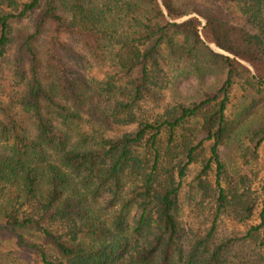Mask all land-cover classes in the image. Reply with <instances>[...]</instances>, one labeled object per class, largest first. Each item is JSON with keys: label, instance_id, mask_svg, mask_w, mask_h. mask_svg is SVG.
<instances>
[{"label": "trees", "instance_id": "obj_1", "mask_svg": "<svg viewBox=\"0 0 264 264\" xmlns=\"http://www.w3.org/2000/svg\"><path fill=\"white\" fill-rule=\"evenodd\" d=\"M170 70L215 81L162 106ZM0 140V234L44 264H264V169L259 220L217 238L187 240L176 180L201 162L216 212L254 209L218 149L264 144V0H0Z\"/></svg>", "mask_w": 264, "mask_h": 264}, {"label": "rangeland", "instance_id": "obj_2", "mask_svg": "<svg viewBox=\"0 0 264 264\" xmlns=\"http://www.w3.org/2000/svg\"><path fill=\"white\" fill-rule=\"evenodd\" d=\"M201 18V17H199ZM214 49H218L210 44ZM84 74L98 80L103 78L105 68L96 65H86L81 68ZM173 71H168L165 75L164 86L160 89V104L162 106L172 104L173 102L188 103L195 100L203 90L207 89L214 81L211 77L197 80L194 77L178 78L175 77ZM234 91V88H233ZM152 102L146 103L151 107ZM161 108V107H160ZM160 108L158 110H160ZM157 110V109H156ZM132 125L126 128H131ZM163 137V133H160ZM162 142V139H161ZM160 142V143H161ZM205 140L204 143H208ZM5 143L0 140V151L5 150ZM206 154L209 156V152ZM219 158L225 162L227 171L234 174H244L250 193L255 198V206L249 217L243 220H236L227 213H219L215 211L213 199L203 196L200 192L192 187L193 177L201 167V162H190L187 164L184 173L179 179L178 190V220L185 232L187 240H192L198 236H202L206 231L211 230L214 238L240 235L245 230L259 220L258 212L262 205V189L263 169H264V144L261 142L256 148L255 158H250L248 163L240 164V160H232L231 153L225 150L224 146L218 149ZM215 163L210 162L205 177L214 185ZM0 234V260L3 264H44L33 249L22 245H15L13 235ZM23 235L27 239L37 240L30 231H26ZM2 236V237H1ZM248 252V250H247Z\"/></svg>", "mask_w": 264, "mask_h": 264}, {"label": "water", "instance_id": "obj_3", "mask_svg": "<svg viewBox=\"0 0 264 264\" xmlns=\"http://www.w3.org/2000/svg\"><path fill=\"white\" fill-rule=\"evenodd\" d=\"M243 62V61H242Z\"/></svg>", "mask_w": 264, "mask_h": 264}]
</instances>
